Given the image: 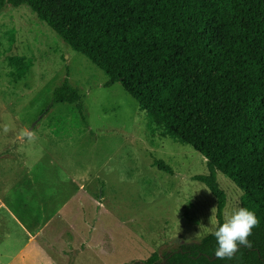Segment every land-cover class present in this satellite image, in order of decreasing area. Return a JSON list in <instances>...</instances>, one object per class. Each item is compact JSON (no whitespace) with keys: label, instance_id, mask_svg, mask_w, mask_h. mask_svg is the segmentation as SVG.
Listing matches in <instances>:
<instances>
[{"label":"rangeland","instance_id":"374dc122","mask_svg":"<svg viewBox=\"0 0 264 264\" xmlns=\"http://www.w3.org/2000/svg\"><path fill=\"white\" fill-rule=\"evenodd\" d=\"M10 57L32 61L19 81L10 78ZM65 77L82 95L83 115L66 103L42 114ZM105 81L27 6L0 10V235L17 232L2 217L9 210L26 227H42L63 264L162 259L216 225L214 197L192 179L208 173L205 158L153 134L120 83ZM216 179L225 219L242 191L219 171Z\"/></svg>","mask_w":264,"mask_h":264},{"label":"trees","instance_id":"16d2710c","mask_svg":"<svg viewBox=\"0 0 264 264\" xmlns=\"http://www.w3.org/2000/svg\"><path fill=\"white\" fill-rule=\"evenodd\" d=\"M23 5L101 70L105 87L120 83L153 134L205 158L208 173L192 179L214 197L216 224L226 205L217 171L259 219L251 246L232 258L214 256V228L162 259L153 253L134 264H264V0H0V10ZM8 64L19 81L32 61ZM64 103L83 115L82 95L67 77L42 114ZM153 165L172 174L160 159Z\"/></svg>","mask_w":264,"mask_h":264},{"label":"crops","instance_id":"0c3cea01","mask_svg":"<svg viewBox=\"0 0 264 264\" xmlns=\"http://www.w3.org/2000/svg\"><path fill=\"white\" fill-rule=\"evenodd\" d=\"M5 215L14 220V229L17 232H5L0 235V264H63L48 251L46 242H49V239H42V227H26L9 210H6L2 217Z\"/></svg>","mask_w":264,"mask_h":264},{"label":"clouds","instance_id":"9594fccd","mask_svg":"<svg viewBox=\"0 0 264 264\" xmlns=\"http://www.w3.org/2000/svg\"><path fill=\"white\" fill-rule=\"evenodd\" d=\"M258 224L259 219L251 209L237 207L232 210L223 222L216 224L214 232L211 233L216 241L214 256L220 260L232 258L240 246L250 247L251 242L248 237ZM200 238L202 239L203 237L201 236Z\"/></svg>","mask_w":264,"mask_h":264}]
</instances>
